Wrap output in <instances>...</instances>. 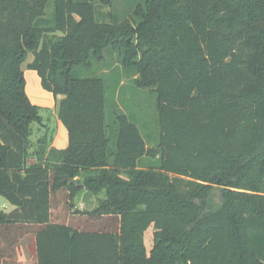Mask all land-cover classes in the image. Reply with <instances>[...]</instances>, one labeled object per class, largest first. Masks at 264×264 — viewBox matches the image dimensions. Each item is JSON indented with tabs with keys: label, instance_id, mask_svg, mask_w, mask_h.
Instances as JSON below:
<instances>
[{
	"label": "trees",
	"instance_id": "obj_1",
	"mask_svg": "<svg viewBox=\"0 0 264 264\" xmlns=\"http://www.w3.org/2000/svg\"><path fill=\"white\" fill-rule=\"evenodd\" d=\"M114 1L0 0V195L15 207L0 211L7 254L28 243L14 235L24 231L37 264H264V0H130L131 19L100 21ZM109 52L152 89L155 146L122 111L110 131V77L99 73L114 65ZM30 55L59 100L66 149L50 147L27 94ZM34 125L46 132L33 146ZM62 189L67 222L51 213ZM82 192L105 198L73 211Z\"/></svg>",
	"mask_w": 264,
	"mask_h": 264
},
{
	"label": "rangeland",
	"instance_id": "obj_2",
	"mask_svg": "<svg viewBox=\"0 0 264 264\" xmlns=\"http://www.w3.org/2000/svg\"><path fill=\"white\" fill-rule=\"evenodd\" d=\"M51 9L52 6L50 4L48 11ZM134 9L135 4L130 0H115L111 7H101L100 21L109 24L124 23L125 21L131 19ZM118 59L119 57L117 52L107 53L106 61L108 64L113 62L114 65L110 69L102 66L99 72L100 74H106L108 77H110L108 80H106V88L108 92V124L110 125V131L112 133L117 128V125L112 119L114 111H122L128 115L133 122L139 125L142 135L146 139L148 147L155 146L159 140V131L157 129L155 99L153 94L150 92L152 89H138L134 84V80L139 78L140 75L131 70L126 71ZM141 59L142 57L140 56L138 61ZM31 61H33L32 55H30L27 61L22 65V69L25 72L24 76L26 80L27 94L31 102L35 105H48V107L52 106L51 98L46 96L50 93L42 89L41 80L38 74L35 71L30 70L27 66ZM61 98L62 97H60V99ZM58 112V108L54 109L53 106L50 107V109H45L42 107L41 115L44 119V124L48 125L53 136L52 141L53 138L59 136L57 139L58 146H62L63 149H66L69 145L68 132L61 124L58 117ZM35 127V134L31 137V143L33 146L38 143L39 138L46 132V129L43 127ZM76 179H80L82 181L81 178ZM104 198L105 195L103 194H101L99 198H95L93 196H88L86 192L79 193L72 200L75 207L73 208V211L75 209L93 210L98 207V199ZM51 199V213L53 220L60 222H67L70 220L71 210L68 204L70 200V192L66 189L59 190L52 195ZM12 209L13 207L0 197V211L9 212ZM85 222L88 223V220ZM153 232L154 229L150 228L145 233V242L148 252L151 251L154 244L152 238ZM16 234L18 237H21L22 240H28V243L20 247V249L18 248L17 250H12V252H15V250L27 251L29 249V245L32 243V236L26 235L24 231H17V233H14V235ZM8 250L9 245L0 238V256H6V254L9 252ZM8 263L12 264L11 261Z\"/></svg>",
	"mask_w": 264,
	"mask_h": 264
},
{
	"label": "crops",
	"instance_id": "obj_3",
	"mask_svg": "<svg viewBox=\"0 0 264 264\" xmlns=\"http://www.w3.org/2000/svg\"><path fill=\"white\" fill-rule=\"evenodd\" d=\"M24 74H25V72H24ZM26 91H27V87H26ZM46 96H48L49 98H51V102H52L51 105L54 107V109L58 108L59 100L56 99L52 93L47 94ZM52 106H49L48 107V105L47 106L46 105H42V106H39V107H41V108L44 107L45 109H50V107H52ZM58 138H59V136H56L55 138H53V141H52L50 147H54L56 149L63 150V147L62 146L61 147L58 146V143H57V139ZM34 161L35 160L33 158H31L29 160V164L34 163ZM0 197L3 198L1 195H0ZM4 201L7 202L5 199H4ZM4 207H5V204H4ZM12 207H13V209L11 211H13L15 209L14 206H12ZM11 211H9V212H11ZM9 212H6V213H9ZM0 258H2L3 260H6L8 262L11 261L12 264H37L35 254L32 253V252H30V251H28V250L27 251L19 250V251L15 252V253H11V255L10 254H6V256L1 255Z\"/></svg>",
	"mask_w": 264,
	"mask_h": 264
},
{
	"label": "water",
	"instance_id": "obj_4",
	"mask_svg": "<svg viewBox=\"0 0 264 264\" xmlns=\"http://www.w3.org/2000/svg\"><path fill=\"white\" fill-rule=\"evenodd\" d=\"M69 181V178L67 176L63 177V182ZM71 183H75L77 185H81L82 181L80 179H73L70 181Z\"/></svg>",
	"mask_w": 264,
	"mask_h": 264
}]
</instances>
